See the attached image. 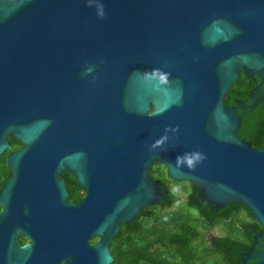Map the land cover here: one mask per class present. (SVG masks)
<instances>
[{"label": "water", "instance_id": "1", "mask_svg": "<svg viewBox=\"0 0 264 264\" xmlns=\"http://www.w3.org/2000/svg\"><path fill=\"white\" fill-rule=\"evenodd\" d=\"M241 75L256 87L225 105ZM263 83L264 0H0V157L23 145L0 188V264H110L121 225L163 199L155 163L264 230V149L238 113ZM241 264H264V231Z\"/></svg>", "mask_w": 264, "mask_h": 264}, {"label": "trees", "instance_id": "2", "mask_svg": "<svg viewBox=\"0 0 264 264\" xmlns=\"http://www.w3.org/2000/svg\"><path fill=\"white\" fill-rule=\"evenodd\" d=\"M251 89L252 81L241 75L225 105L246 99ZM240 136L264 149V105L243 115ZM8 142L10 149L0 157V188L11 176L8 155L23 147L10 137ZM150 175L162 188L163 199L121 225L109 242L110 264H241L254 237L264 231L244 206L210 208L198 198L193 182L171 180L161 163L152 166Z\"/></svg>", "mask_w": 264, "mask_h": 264}, {"label": "flooded vegetation", "instance_id": "3", "mask_svg": "<svg viewBox=\"0 0 264 264\" xmlns=\"http://www.w3.org/2000/svg\"><path fill=\"white\" fill-rule=\"evenodd\" d=\"M260 82H261V80L260 79H257V84H259ZM255 87H256V84H253V82H252V89L255 88ZM262 88H264V83L262 85ZM252 89H251V91H252ZM262 94H263V90H261L260 92H258V95H262ZM237 100H247V98L246 99H234L233 100V104L230 107L235 106L236 105L235 104V101H237ZM247 103H248V105H250L251 104V101L248 100ZM258 105H264V96L260 97V99L258 100V102H257V104H256L255 107L248 108L246 110H238V113H239V111H241V113H239V114H242V117H243V115L247 111L253 110ZM60 180L65 184L66 191L68 193V196L66 198L67 203L70 204V205L79 206V204L86 197V191L84 190V188L80 184L79 180L73 174H71V173H69L67 171H65V172H63L61 174ZM0 211H1V209H0ZM99 239H100L99 237H93V238L89 239V243L92 244V245H94ZM18 242H19V245L20 246H25V245H27V244L30 243V241L27 240L21 233H19V235H18Z\"/></svg>", "mask_w": 264, "mask_h": 264}]
</instances>
